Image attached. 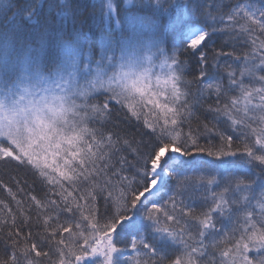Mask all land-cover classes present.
<instances>
[{
    "label": "snow or ice",
    "instance_id": "1",
    "mask_svg": "<svg viewBox=\"0 0 264 264\" xmlns=\"http://www.w3.org/2000/svg\"><path fill=\"white\" fill-rule=\"evenodd\" d=\"M44 3L0 0V264H264V0Z\"/></svg>",
    "mask_w": 264,
    "mask_h": 264
},
{
    "label": "trees",
    "instance_id": "2",
    "mask_svg": "<svg viewBox=\"0 0 264 264\" xmlns=\"http://www.w3.org/2000/svg\"><path fill=\"white\" fill-rule=\"evenodd\" d=\"M57 3H59V0H56ZM89 8V12L92 11V8L93 6H95L96 4H98L100 2V0H86ZM46 5H47V0H45V3H44V7L46 8ZM61 9L60 8H57L56 9V19L58 22H64V23H67V24H71V20L68 16H65V15H61ZM106 31H119L118 29H115L114 26L113 28H107L105 29ZM97 46H99V39L97 38ZM0 178H3L6 182L8 181V177L7 175L3 176V177H0ZM4 192L0 191V199H3L4 198Z\"/></svg>",
    "mask_w": 264,
    "mask_h": 264
}]
</instances>
